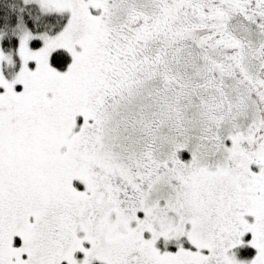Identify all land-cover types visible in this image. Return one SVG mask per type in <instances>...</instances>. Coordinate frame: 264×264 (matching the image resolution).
<instances>
[{
    "label": "snow or ice",
    "instance_id": "snow-or-ice-1",
    "mask_svg": "<svg viewBox=\"0 0 264 264\" xmlns=\"http://www.w3.org/2000/svg\"><path fill=\"white\" fill-rule=\"evenodd\" d=\"M0 264H264V0H0Z\"/></svg>",
    "mask_w": 264,
    "mask_h": 264
}]
</instances>
